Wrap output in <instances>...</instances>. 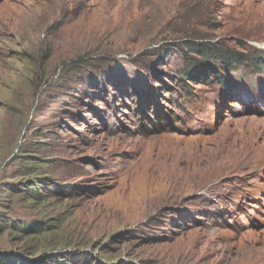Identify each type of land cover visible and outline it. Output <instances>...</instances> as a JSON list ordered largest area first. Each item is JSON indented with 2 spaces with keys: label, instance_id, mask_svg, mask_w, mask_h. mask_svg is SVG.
<instances>
[{
  "label": "rangeland",
  "instance_id": "obj_1",
  "mask_svg": "<svg viewBox=\"0 0 264 264\" xmlns=\"http://www.w3.org/2000/svg\"><path fill=\"white\" fill-rule=\"evenodd\" d=\"M0 264H264V0H0Z\"/></svg>",
  "mask_w": 264,
  "mask_h": 264
},
{
  "label": "bare ground",
  "instance_id": "obj_2",
  "mask_svg": "<svg viewBox=\"0 0 264 264\" xmlns=\"http://www.w3.org/2000/svg\"><path fill=\"white\" fill-rule=\"evenodd\" d=\"M260 26V25H259ZM250 252V251H249ZM248 254V253H247Z\"/></svg>",
  "mask_w": 264,
  "mask_h": 264
}]
</instances>
